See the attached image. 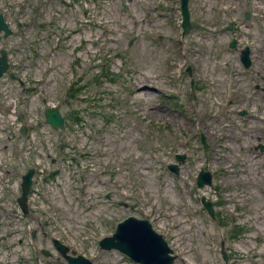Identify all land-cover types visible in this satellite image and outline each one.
<instances>
[{"label": "rangeland", "instance_id": "1", "mask_svg": "<svg viewBox=\"0 0 264 264\" xmlns=\"http://www.w3.org/2000/svg\"><path fill=\"white\" fill-rule=\"evenodd\" d=\"M177 3L0 0L15 30L0 39L11 55L0 108L8 81L18 121L39 118L49 139L43 152L58 167L35 197L34 239L26 247L6 235L0 264H25L19 248L44 264H67L53 238L93 264H132L98 245L127 216L149 218L172 246L174 264H264V0H189L185 36ZM233 18L236 31L227 28ZM234 35L252 50L249 68L228 46ZM104 64L114 80L93 79ZM74 83L78 94L70 93ZM45 100L59 108L63 127L45 124ZM202 168L213 182L197 189ZM201 196L215 204V217Z\"/></svg>", "mask_w": 264, "mask_h": 264}, {"label": "water", "instance_id": "2", "mask_svg": "<svg viewBox=\"0 0 264 264\" xmlns=\"http://www.w3.org/2000/svg\"><path fill=\"white\" fill-rule=\"evenodd\" d=\"M181 11H182V27L183 34H186L190 27L189 12L187 8V0H181ZM0 29L5 30V35L10 33L4 24L2 17L0 15ZM235 44V40H232L230 46ZM249 50L245 47L241 53V61L245 66H249ZM8 67L6 60V51L4 49L0 50V77L5 72ZM190 69L188 68V71ZM46 122L50 123L53 127L62 123V118L59 116L57 109H45L44 111ZM24 131V129H22ZM178 159H182L181 156L177 155ZM169 168L176 172L177 167L175 165H169ZM33 174V169H28V171L22 176L21 196L18 198V203L23 210L27 212L26 196L29 192L31 184V176ZM204 175V176H203ZM205 177V178H204ZM210 183L211 176L207 173H200L198 179V185L203 183ZM205 207L212 214V206L210 202H204ZM100 245L104 249H118L124 252L134 261L140 264H172L174 256L170 255L171 249L167 245L166 241L163 239L161 234L155 232L151 224L146 219H137L134 217H129L123 222L119 223L116 231L112 236L104 237L100 240ZM55 247L63 254V256L68 260L69 264H91V262L82 255L72 257L66 254L68 248L63 244L54 240ZM225 257V256H224Z\"/></svg>", "mask_w": 264, "mask_h": 264}]
</instances>
